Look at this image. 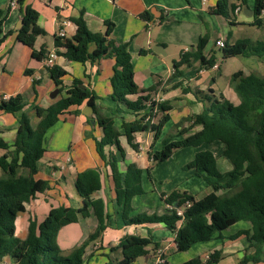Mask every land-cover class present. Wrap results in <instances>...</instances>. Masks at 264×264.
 Segmentation results:
<instances>
[{
  "label": "trees",
  "instance_id": "trees-1",
  "mask_svg": "<svg viewBox=\"0 0 264 264\" xmlns=\"http://www.w3.org/2000/svg\"><path fill=\"white\" fill-rule=\"evenodd\" d=\"M24 0H16L22 5ZM246 0H239L244 5ZM237 5L228 4L227 0H217L213 11L229 20L231 24V11ZM264 0H253V20L250 25L261 26ZM140 17L146 18L143 12ZM38 13L30 6L24 7L22 26L16 32V38L23 44L32 48L36 37L44 34L36 21ZM76 25L72 38L56 36L54 45L59 56L67 60L84 63L96 61L102 57L114 58L113 73L110 77V97L115 107L112 114L131 113L135 117L125 120L120 117L119 127H116L112 117L96 114L95 121L101 130L99 138L94 137L96 153L109 166L113 181V191L116 203L121 206V215L125 224H142L160 222L168 230L176 234V249L183 251L197 242L208 241L214 236H221L222 231L238 221H248L250 231H241L231 236L234 238L242 233L250 244L255 246L253 253L246 254L239 264L257 263L264 261V75L248 73L243 75L241 70L231 74L230 80L234 91L239 97V103L234 105L221 95L219 99L205 96L209 101L200 112L187 118L191 125H200V129L188 134L186 128L179 129L176 135L181 138L174 139L167 135L161 140L160 148L149 151L152 163H161L181 147H199L219 141L225 145L221 152L231 165L230 170L220 172L216 165V157L209 149H200L188 163L193 173L201 178L211 191L205 196L196 199L186 191L173 189L169 193H162L161 197L169 206L166 213L131 214V199L142 194V174L152 179L150 170L128 164L125 171L119 170L118 162L124 157V150L120 145L119 137L124 136L126 142L134 149L133 134L140 131L153 133V139L160 136L163 125L169 120L171 105L168 101H155L153 94L155 88L140 89L134 81V68L128 44L115 43L109 38L113 23L105 21L104 32H91L82 16L73 19ZM8 33L1 38L3 40ZM207 36H200L194 47L182 51L178 59L172 61L174 74H180L179 68L191 62L198 61L204 68H210L217 60L214 50L206 57L203 54L207 44ZM94 44L90 51L89 45ZM220 60L234 56L256 57L264 59V40L252 41L249 38H238L232 43L224 42L219 48ZM32 57L44 59L42 51L32 49ZM51 79L58 88V94H63L52 104L46 107L34 106L38 122L32 128L26 113L18 116L15 137L8 150L9 144L0 138V147L6 152L0 156V264H87L84 252L90 242L97 239L106 227V216L103 201L93 199L91 194L100 188V175L96 168H88L76 174L74 187L82 199V205L57 206L49 210L45 218L38 222L30 219L24 237L15 234V218L19 212L25 210V205L37 193L49 188L47 179L35 178L38 172V160L45 149L43 146L46 131L53 126L59 116L71 112L70 107L79 106L83 102L95 110L97 98L93 91L81 88V81L73 79L71 84L63 85L62 78L66 71L53 64L47 68ZM27 73V70H26ZM35 81V80H34ZM65 88V89H64ZM139 94L135 100L128 99V95ZM27 104L26 99L19 93L7 98H0V111L15 114ZM78 110H74L77 112ZM142 112L141 116L137 115ZM92 117L88 118V122ZM108 146H115L118 156L108 150ZM107 149V150H106ZM189 201V206L184 203ZM176 208H182V216L176 214ZM92 213L97 224L92 232L67 254H63L57 242L58 231L65 225L76 222L79 217H87ZM181 220L180 225L178 221ZM153 244L150 237L129 236L120 239L111 251L120 250L122 260L117 264H130L138 257L149 252L146 248ZM221 251L214 250L205 261L201 257H193L179 264H217ZM164 258V254H161ZM158 264H167L164 263Z\"/></svg>",
  "mask_w": 264,
  "mask_h": 264
},
{
  "label": "crops",
  "instance_id": "crops-1",
  "mask_svg": "<svg viewBox=\"0 0 264 264\" xmlns=\"http://www.w3.org/2000/svg\"><path fill=\"white\" fill-rule=\"evenodd\" d=\"M10 1L12 0H0V38L8 33L0 42V98L19 93L26 99L27 104L15 114L0 111V138L9 144L8 150L12 149L10 145L15 137L19 114L26 113L31 127L34 128L38 122L34 106L46 107L63 94L61 92L55 98L49 96L55 84L44 66L43 59L32 57V49L36 52L42 51L43 55L56 49L61 50L54 45L58 31L60 29L64 31L63 39L72 38L76 29L73 19L80 15L87 28L95 33L104 32L105 21H111L113 29L109 38L115 43L128 44L134 68V81L137 86L140 89L155 88L153 98H158L160 101L166 100L171 105L169 120L163 125L157 140L153 139L152 132H135L133 142L137 148L134 149L126 142L124 136L119 137L120 145L124 150V157L118 162L120 171L124 172L128 164H135L142 170L152 167L148 152L159 149L160 142L167 133L175 137L177 131L182 128L187 129L184 136L199 130L200 125L190 126L187 118L200 112L204 105L209 104L205 96L219 99L221 95L234 105L239 103V97L230 79L226 88L221 89L218 85L217 73L221 74L218 56H216L217 69L204 68L199 65L198 61H194L189 65H182L179 68L180 74H174L173 66H168L165 58L169 54L170 47L176 46V53L170 59L172 61L173 57L178 59L182 51L194 47L198 38L204 35L208 38L203 51L206 57L214 49L216 38L228 43L234 42L239 37L233 35L232 28L241 25L251 26L253 0L251 7L248 4H239V0L228 1V4L237 5L230 13L233 24L213 11L217 0H24L22 5L16 3L14 7L10 6ZM27 5L37 11L36 23L44 30V34L36 37L32 48L16 38L17 27L24 13V7ZM237 7L239 10L235 12ZM242 10L248 19L239 17ZM249 10L250 14H248ZM143 12L147 13L146 18L140 17ZM263 13L262 25H264ZM64 20H69V23L63 24ZM93 48L94 44H90L89 50ZM230 58L225 59L224 63ZM248 60L249 63L251 60L262 61L264 59L248 57ZM55 64L66 71V75L62 78L65 88L75 78L81 81L84 88L96 94L95 110L91 107V115L88 116L86 113H89V109L86 102L79 106H72L69 108L71 112L61 114L58 121L46 131L43 142L45 151L38 160V172L35 178L47 179L50 186L47 190L37 193L25 205V210L17 214L15 218L16 235L24 237L29 220L42 221L53 207L77 208L81 206L82 199L74 187L76 174L88 168H96L99 171L101 185L91 194V197L103 201L107 218L102 234L90 242L85 249L84 260L87 264L119 263L122 260L121 251H111L110 248L117 246L121 238L132 235L150 237L152 242L158 244L157 249H153V244L146 247L149 252L140 256L144 258V264H157L158 249H162L167 264H179L186 261L187 258H183V254H187L191 249L195 255L193 257L199 256L203 261L206 260L205 255H209L214 250H220L221 254L217 264H239L246 254L253 253L255 246L248 242L244 233L230 238L238 232L250 231L251 224L248 221L235 222L223 230L221 236L194 243L183 251L176 249L175 232L168 230L160 222L125 224L121 215V206L115 201L109 166L105 165L96 153L93 140L94 137L101 136L94 111L102 116L112 117L116 127H119L118 119L121 122V116L127 121L135 117L131 113L112 114L115 104L110 97V77L113 73L114 58L107 56L96 61L87 60L80 63L58 55ZM242 73L246 75L250 72L242 71ZM138 95H128V99L135 100ZM76 109L78 111L74 112ZM141 115L142 112L137 117ZM89 117H92L93 122L87 121ZM209 145L215 146V149L212 148L211 151L217 163V157L222 159L221 152L225 145L219 141ZM107 149L118 156L115 146H108ZM178 149H175L166 160L174 156ZM198 150L200 149L195 152ZM5 152L6 149L0 147V156ZM222 167L224 171H228L231 165L222 161ZM190 170L189 179L195 180V177L202 180L194 175L193 168ZM150 173L152 174V169ZM144 176L147 180H143ZM148 182L153 181L143 172L141 183L144 192L132 197L130 215L166 213L169 206L164 202L161 194L169 193L175 185L178 187L174 189L186 191L196 199L211 191L204 181V185L195 181L194 189L186 187L179 189L181 184L175 183L166 191H159L156 185L151 188ZM180 223L178 222L177 225ZM96 224V217L90 213L87 217H79L76 222L63 226L57 235V242L62 251L68 253L80 244L94 230ZM262 249L264 250V246ZM137 259L130 264H137Z\"/></svg>",
  "mask_w": 264,
  "mask_h": 264
},
{
  "label": "rangeland",
  "instance_id": "rangeland-1",
  "mask_svg": "<svg viewBox=\"0 0 264 264\" xmlns=\"http://www.w3.org/2000/svg\"><path fill=\"white\" fill-rule=\"evenodd\" d=\"M227 1H236V0H227ZM251 1L252 0H246L245 4H248L251 7ZM244 4V5H245ZM264 16V13H263ZM239 17L242 19H248L246 16V13L244 10H242L239 13ZM228 27V26H227ZM233 30V35L235 37L243 38V37H248L251 40H264V25L261 26H247V25H241L238 27L232 28ZM173 31V30H172ZM229 42L231 40L229 39ZM197 43V42H196ZM196 43L193 45L195 46ZM189 46V45H188ZM177 47L172 46L169 49V54L166 56L165 61L167 62L168 66L172 67V60L170 59L171 56H173L176 53ZM214 52L216 56L219 58L221 57V53L218 47H214ZM176 59L177 57H173ZM164 59V58H163ZM248 57L244 56H234L227 60V62L224 63V60L219 59V64H220V70L221 74L217 73L218 77V85L222 89L226 88V85L231 77V74L237 70H242L243 72H250V73H255L258 75H264V60L262 61H257V60H251L249 63L247 62ZM224 63V64H223ZM120 124V121L118 119V126ZM35 128V127H34ZM167 135H172L170 133H167L166 135L163 136V138ZM179 138L180 135L175 136L173 138ZM161 144V142H160ZM214 145H219V144H214ZM212 148L215 149V146L209 145V144H204L200 148H193V147H181L177 150V152L172 156L170 159L166 160L165 162L162 163H151L152 167V179L151 183L148 182V185L150 184V187H154L155 185L157 186L159 191L162 190H167L169 187H172L175 183H180L179 189H182L184 187L186 188H195L196 182L198 181L202 185H204L203 181L195 178V180L189 179L190 178V168L187 167L188 163L192 159L195 151L197 149H209L211 150ZM216 150L217 146H216ZM223 159V160H222ZM219 158L217 157V168L220 172H226L224 171L222 167V161H226V163H229L224 157ZM0 176H3V172L0 169ZM147 180L146 176L143 177V180ZM147 186V184H146ZM175 188L178 187V185L174 186ZM174 187H172L174 189ZM171 188V189H172ZM63 254H67V252H63ZM193 250L191 249L187 254H183V258H187L186 260H189L190 258H193ZM145 260L143 257H138L137 259V264H144ZM253 264V263H249ZM264 264V262L262 263Z\"/></svg>",
  "mask_w": 264,
  "mask_h": 264
},
{
  "label": "built area",
  "instance_id": "built-area-1",
  "mask_svg": "<svg viewBox=\"0 0 264 264\" xmlns=\"http://www.w3.org/2000/svg\"><path fill=\"white\" fill-rule=\"evenodd\" d=\"M16 5V0H12L10 1V6L11 7H14ZM239 10V7H237L235 9V12H237ZM264 11H262L263 13ZM63 24H68L69 23V20H64L62 22ZM58 37H64V31L62 29H60L58 31V34H57ZM214 45L218 48H222L224 46V41L220 38H216L214 40ZM58 57V54L56 52V50H53V51H50L47 56L43 59V62H44V66L45 68L47 69L48 67H51L53 64H55V59ZM211 69H217L218 68V64L217 62H215L211 67ZM4 99L7 98V97H3ZM155 99V101H160L158 98H153ZM190 202L189 201H186L184 203V206H189ZM176 214L179 215V216H182V208H176ZM178 222H181V220H179ZM162 249H158L157 251V261L156 263H164L165 259L161 257V254H162ZM205 259H208L209 258V255H205L204 256Z\"/></svg>",
  "mask_w": 264,
  "mask_h": 264
},
{
  "label": "water",
  "instance_id": "water-1",
  "mask_svg": "<svg viewBox=\"0 0 264 264\" xmlns=\"http://www.w3.org/2000/svg\"><path fill=\"white\" fill-rule=\"evenodd\" d=\"M246 7V6H245ZM251 13V11L249 10V13L248 14H250ZM22 26V18H21V20H20V24L18 25V27H17V29H19L20 27ZM80 87L81 88H84V86L81 84L80 85ZM57 94H58V88L56 87V85H55V88L50 92V94H49V96L51 97V98H55L56 96H57ZM88 107V109H89V113H86L88 116H90L91 115V111H92V108L90 107V106H87ZM91 122H93V120H91Z\"/></svg>",
  "mask_w": 264,
  "mask_h": 264
}]
</instances>
